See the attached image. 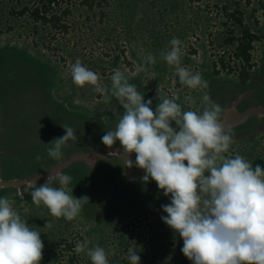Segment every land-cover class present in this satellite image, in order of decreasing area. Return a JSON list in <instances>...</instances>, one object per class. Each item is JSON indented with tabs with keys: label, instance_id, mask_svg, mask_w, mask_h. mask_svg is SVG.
<instances>
[{
	"label": "rangeland",
	"instance_id": "374dc122",
	"mask_svg": "<svg viewBox=\"0 0 264 264\" xmlns=\"http://www.w3.org/2000/svg\"><path fill=\"white\" fill-rule=\"evenodd\" d=\"M43 1L0 0L2 180L37 175L72 154L108 147L101 137L116 129L125 110L110 91L105 103L106 94L96 92L95 86L73 82L71 66L77 59L109 90L114 72H124L145 102L153 101L154 112L164 98L178 97L182 112L202 113L207 107L204 94L224 111L249 103L264 106V13L259 0H55L46 15L57 14L60 28L33 19L29 10L20 13ZM245 28L258 39L252 43L249 76L240 80L242 61L233 54L236 42H224L231 35L241 37ZM174 37L181 41V66L199 72L207 89L181 84L175 66L162 59ZM149 54L154 64L146 62ZM44 64L50 70L43 71ZM140 66L143 71L137 70ZM65 125L74 129L76 139L62 148L60 159H53L47 149L66 134ZM172 126L177 127L174 121ZM230 129L226 155L239 154L251 164L264 160L263 115L252 114ZM113 146L122 148L119 141ZM62 171L72 177L66 190L76 198L89 197L71 221L52 216L43 203L35 205L30 183L0 186V198H8L40 233L41 264H92L87 249L97 245L105 249L109 264H130L129 248L141 257V264H193L181 251L183 238L161 219L167 215L161 206L171 201L154 180L127 178L116 154L93 163L75 161ZM46 180H38L37 186ZM50 186L61 187L58 180ZM48 221L51 227L46 228ZM85 241V251L76 253V244Z\"/></svg>",
	"mask_w": 264,
	"mask_h": 264
},
{
	"label": "clouds",
	"instance_id": "9594fccd",
	"mask_svg": "<svg viewBox=\"0 0 264 264\" xmlns=\"http://www.w3.org/2000/svg\"><path fill=\"white\" fill-rule=\"evenodd\" d=\"M170 44L171 50L160 55L169 66H175L180 83L190 89H207L208 82L199 72L181 66V41L174 37ZM146 62L154 64L156 59L149 54ZM71 75L77 86L92 85L105 94L110 91L122 105L125 112L116 129L107 131L101 140L109 148L119 141L122 152L116 153L125 161V168L145 170L140 179L144 183L154 180L170 197L171 202L161 206L167 213L161 219L183 238L181 251L193 264H264V168L259 164L253 168L239 154L226 155L232 135L220 122L224 109L204 94L207 107L202 113L182 112L178 97L164 98L154 112L153 101L145 102L120 70L111 76L110 90L101 86L99 75L79 59L71 66ZM110 98L106 94L105 103ZM63 127L66 134L55 138L47 149L53 159H60L62 148L76 139L73 128ZM38 179L29 182L33 203H43L54 217L71 221L89 201L87 196L76 198L66 190L72 177L61 169L50 172L43 185L37 186ZM57 180L61 187L50 186ZM45 227H51V222ZM87 244L78 242L75 252H84ZM43 249L40 233L21 218L8 198H0V264H41ZM128 253L130 264H141L133 248ZM87 255L92 264H109L99 245L88 248Z\"/></svg>",
	"mask_w": 264,
	"mask_h": 264
},
{
	"label": "water",
	"instance_id": "95a60500",
	"mask_svg": "<svg viewBox=\"0 0 264 264\" xmlns=\"http://www.w3.org/2000/svg\"><path fill=\"white\" fill-rule=\"evenodd\" d=\"M252 114H264V106L255 105V106L248 107L247 109L242 110V111L238 110L234 106H230L222 114L220 118V122L225 127V129H228L236 124L243 122L248 116ZM116 151L122 152V148L118 146H112L111 148L107 147L105 150L101 152L88 151V152H82V153H75V154L68 156L65 160L58 163L57 165H54L49 170L43 173L33 175L30 177H26V178H22V179H13V180L0 179V186H4V187L10 186L11 187V186H17L21 184H26L32 181L33 179H35L36 177H39L38 180L47 179L50 172H52L55 169L62 170L64 167H66L72 162L83 161L86 163H93V162H96L97 160L107 157L110 154L119 155L118 153H116ZM131 158L132 159L134 158L133 153H131ZM125 166L126 165L124 161V172L129 178H135L137 176L144 174L145 172V170L143 169L131 170V169L125 168Z\"/></svg>",
	"mask_w": 264,
	"mask_h": 264
},
{
	"label": "trees",
	"instance_id": "16d2710c",
	"mask_svg": "<svg viewBox=\"0 0 264 264\" xmlns=\"http://www.w3.org/2000/svg\"><path fill=\"white\" fill-rule=\"evenodd\" d=\"M55 0H46L41 2V5H36L33 7H24L20 13H23L26 10L30 11V15L33 17V19L37 21H41L42 23H50V25L53 28H60V25H58V21L60 17L55 14L51 13L49 16H47L48 9H50L52 2ZM260 7L263 10L264 13V0H259ZM67 10L63 11V14H65ZM63 28H65L64 25H61ZM258 39V35L251 32L249 29L245 28L243 30V33L241 37L235 38L233 35L227 38V40L224 42L226 45H230L231 43L236 42V46L233 50V54L238 57L242 61V67L239 70L238 76L240 77V80H246L249 76V69L252 67L251 62V49L252 43ZM224 44V45H225ZM43 71H48V67L46 68V65L42 67ZM229 70H231V67H229ZM51 80H53L51 78ZM259 164L262 168H264V160L262 159H255L252 162L253 168ZM72 261V260H71Z\"/></svg>",
	"mask_w": 264,
	"mask_h": 264
},
{
	"label": "crops",
	"instance_id": "0c3cea01",
	"mask_svg": "<svg viewBox=\"0 0 264 264\" xmlns=\"http://www.w3.org/2000/svg\"><path fill=\"white\" fill-rule=\"evenodd\" d=\"M255 105H258V104H255V103H249V104H247L245 107H243L242 109H238V110H240V111H242V110H245V109H247L248 107H251V106H255ZM261 105V104H260ZM228 107H226L225 109H227ZM262 114H260V116H261ZM251 116V115H250ZM250 116H248L247 118H249ZM264 116V115H263ZM247 118L244 120V121H246L247 120ZM243 121V122H244ZM86 152H88V151H86ZM108 156H110V155H108ZM107 156V157H108ZM107 157H105V158H107ZM105 158H103V159H105ZM83 162V161H82ZM65 168V167H64Z\"/></svg>",
	"mask_w": 264,
	"mask_h": 264
},
{
	"label": "flooded vegetation",
	"instance_id": "af4514ba",
	"mask_svg": "<svg viewBox=\"0 0 264 264\" xmlns=\"http://www.w3.org/2000/svg\"><path fill=\"white\" fill-rule=\"evenodd\" d=\"M262 115H264V114H262ZM231 128V127H230ZM133 154H134V158H133V161H135V153L133 152ZM119 156V155H118ZM119 157H121V156H119ZM122 158V157H121ZM122 161H123V166H124V160H123V158H122ZM121 168H122V165H121ZM139 169V168H138ZM131 170H137V169H131ZM144 174H142V175H140V176H143ZM140 176H137V177H140ZM127 177V176H126ZM137 177H135V178H137ZM127 178H129V177H127ZM135 178H131V179H135Z\"/></svg>",
	"mask_w": 264,
	"mask_h": 264
}]
</instances>
